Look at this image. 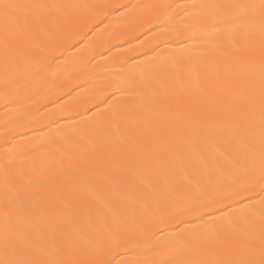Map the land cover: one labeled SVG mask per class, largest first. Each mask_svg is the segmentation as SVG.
Returning <instances> with one entry per match:
<instances>
[{
  "label": "snow or ice",
  "instance_id": "obj_1",
  "mask_svg": "<svg viewBox=\"0 0 264 264\" xmlns=\"http://www.w3.org/2000/svg\"><path fill=\"white\" fill-rule=\"evenodd\" d=\"M90 7L109 11L98 23L90 24L88 31L76 34L78 43L113 11L144 27L140 35L150 42L161 40L169 31L156 21L172 25L183 12L180 24L207 18L206 23L193 27L189 38L204 33L205 45L210 46L197 55H191L192 49L187 47L174 56L163 55L158 44L150 47L155 56L136 66L143 68L138 82L126 81L102 90L104 98L95 105L97 110L84 107L76 112L82 119L66 126L65 131L88 145L67 167L26 172L6 153L0 165V264H264V0L192 5L195 16L187 6L178 5L176 11L170 4L91 6L0 0L6 69L9 59L25 54V42H38L52 26L64 31L71 22L69 9ZM257 31L258 48L251 43ZM226 39L244 43L232 52L223 47ZM68 47L76 45L66 43L64 50ZM112 47L115 45L106 51ZM221 50L231 55L209 59ZM97 54L104 56L103 52ZM62 55L63 51L57 55L54 49L41 60L38 70ZM209 72L214 73V80L207 78ZM222 76L229 78L230 92L241 102L243 116L232 109L230 116L209 117L208 125L188 116L190 122L178 131L170 121L182 96L207 104L210 87L218 85ZM125 96L139 100L129 104ZM241 118L247 125L245 133L227 129L239 145L235 155L225 157L227 166L201 157L204 166L195 173L198 179L187 180L191 188L170 191L163 198L157 195L156 170L148 160L160 162L176 156L181 144L210 139L216 125ZM89 196L106 211L97 208L93 215ZM149 203L154 207L141 219L138 231L122 227L127 215L135 218L137 206L145 208ZM83 219L87 220V234L78 227ZM191 220L199 223L175 233L169 230V225H188ZM141 241L151 244L142 247ZM135 252L144 258H118Z\"/></svg>",
  "mask_w": 264,
  "mask_h": 264
},
{
  "label": "bare ground",
  "instance_id": "obj_2",
  "mask_svg": "<svg viewBox=\"0 0 264 264\" xmlns=\"http://www.w3.org/2000/svg\"><path fill=\"white\" fill-rule=\"evenodd\" d=\"M53 2L91 6L170 4L179 11L176 7L178 5L191 9L192 5L233 2V0H53ZM238 2L259 3V0H238ZM106 11L109 9L102 7L69 9L71 22L64 31H57L56 27L52 26L49 32L40 36L38 42H25V54L15 55L14 59H9L7 69L4 45L0 38V165L6 159L7 153L8 157L26 172L41 169L58 171L61 167H67L70 162L76 161L80 150L86 149L88 145L75 137L73 132L65 131L66 126L82 119L81 116L76 115V112L84 107L96 111L95 105L104 98L101 95L102 90L126 81L138 82L143 68L136 66L143 65L146 60L155 56L154 52L148 50L150 47L158 44V50L163 55L174 56L187 47H191V55H197L204 51L205 47L210 46L205 45L204 33L189 38L193 27L206 23L207 18L197 17L184 25L179 23L181 17L185 16L183 12L175 17L172 25H167L163 20L156 21L161 28H168L169 31L161 40L150 42L144 35H140L145 31L144 27L136 25L128 17H120L113 11L103 24L98 25V29H91V33L95 35L90 33L82 43H78L80 37L76 34L88 31L90 24L98 23L103 19ZM191 11L195 16L196 10L191 9ZM113 36L114 38L110 39ZM134 36H139V39H134ZM151 36L152 33H149L148 37ZM69 42L76 47H68L64 50L65 44ZM243 43L241 39H226L223 47L235 52ZM251 43L254 47H259L258 31ZM111 45L115 47H112L110 52L106 51ZM54 49L57 55L63 51L60 59L38 70L41 60ZM100 52L104 53L103 57L97 54ZM230 55L231 52L226 53L221 50L209 59L228 58ZM93 56L95 59H91ZM254 58L258 59V56ZM207 78L214 80V73L209 72ZM123 99L129 104L139 100L138 97L132 96H125ZM182 100V103L175 106L177 112L173 114L175 118L170 121L178 131H183L190 122L187 120L188 116L201 120L205 125L209 124L211 116H230L232 109L239 110L243 116L242 104L231 94L227 76H222L218 85L213 84L210 87L206 97L207 104H201L190 96H182ZM100 107L103 108L104 105L100 104ZM87 115H91V112ZM179 116L185 119L181 120ZM157 127L161 130L160 126ZM229 127L235 133L243 134L247 125L243 118L234 121L224 120L213 128L210 139L206 138L195 144H181L178 155L165 157L160 162L148 160L149 166L156 170L154 182L158 188L157 195L163 198L168 196L170 191L191 188L192 185H189L187 180L198 179L195 173L202 171L204 166L201 157H204L208 163L218 160L227 166L228 160L225 157L231 158L239 150V145L234 143L227 130ZM170 142L173 147L176 146L174 138L170 139ZM256 144L258 147V134ZM2 175V167H0V180ZM99 183L102 185L103 182L99 181ZM87 203L93 215L97 208L102 212L106 211L94 197H87ZM153 207L151 203L145 208L137 206L135 218L130 214L127 215V223L122 227L138 231L139 222ZM116 211L118 210H112V212ZM108 214L112 215V213ZM197 223L199 221L196 220H191L188 225L174 223L169 225V230L175 233L181 228H188ZM78 227L87 234L86 219H83ZM141 244L142 247H147L151 241H141ZM118 258L136 260L143 259L144 255L135 252Z\"/></svg>",
  "mask_w": 264,
  "mask_h": 264
}]
</instances>
